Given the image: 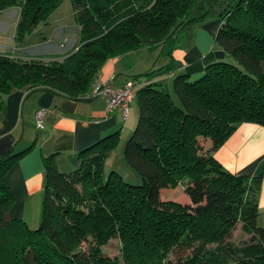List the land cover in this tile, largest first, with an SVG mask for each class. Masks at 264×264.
I'll return each instance as SVG.
<instances>
[{
  "label": "trees",
  "instance_id": "16d2710c",
  "mask_svg": "<svg viewBox=\"0 0 264 264\" xmlns=\"http://www.w3.org/2000/svg\"><path fill=\"white\" fill-rule=\"evenodd\" d=\"M61 1L0 0V12L19 9L13 37L23 45ZM71 1L79 43L63 58L0 52V110L15 89L81 97L109 57L172 43L206 16L221 20L213 44L234 61L208 63L194 79L176 75L173 96L154 83L136 89L138 119L121 157L139 183L115 168L105 170L118 132L82 150L69 172L58 170L54 154L45 156L35 228L9 214L13 195L5 182L32 145L1 157L0 264H264V226L256 222L264 165L253 176L235 174L213 156L239 124L264 125V0ZM178 184L189 202L160 197ZM237 224L247 238L234 243L228 238ZM112 238L120 247L109 257L102 247Z\"/></svg>",
  "mask_w": 264,
  "mask_h": 264
},
{
  "label": "crops",
  "instance_id": "0c3cea01",
  "mask_svg": "<svg viewBox=\"0 0 264 264\" xmlns=\"http://www.w3.org/2000/svg\"><path fill=\"white\" fill-rule=\"evenodd\" d=\"M220 23L216 15L206 16L190 28L183 29L172 43L145 44L109 57L102 63L98 74L102 78L112 76L111 85L116 88L139 75L135 77L136 89L143 84L154 83L170 91L176 75L186 73L189 78L198 77L208 63L225 59L226 53L213 44ZM182 37L184 41H181ZM0 43L6 45L1 38ZM157 46L160 49L156 55L146 58L139 54L145 47L155 49ZM260 67L264 71V59L260 61ZM148 70L155 71L148 76L142 75ZM105 107L102 97L70 98L47 89L29 92L15 89L5 95L0 110V158L32 145L6 173L5 182L13 195L9 207L11 216L21 218L31 228L39 224L44 157L49 154H54L58 170L69 172L77 167L82 150L102 137L118 132L119 141L107 154L104 167L105 170L120 169L124 143L137 123L138 105L134 98L128 105L126 116L119 107L109 112ZM39 108L47 110L41 126H37L35 121V112ZM213 156L232 173L249 176L259 173L264 165V125L252 122L239 124ZM257 206L256 222L264 226V173Z\"/></svg>",
  "mask_w": 264,
  "mask_h": 264
},
{
  "label": "rangeland",
  "instance_id": "374dc122",
  "mask_svg": "<svg viewBox=\"0 0 264 264\" xmlns=\"http://www.w3.org/2000/svg\"><path fill=\"white\" fill-rule=\"evenodd\" d=\"M18 18L19 9L17 7H9L0 12V38L6 43V45L0 43L1 52L3 51L9 55H15L22 58L26 56L28 58H41L42 60L61 59L79 43L78 25L75 21L74 6L71 0H62L46 20L39 21L35 27L26 34L23 40V47L22 45H19L13 37ZM187 37L188 36L185 38ZM181 41H184V37L181 38ZM19 46H21V48H19ZM153 49L154 48L151 47H145L139 54H141V57L148 58L151 57V55H156L160 47L157 46L154 50ZM224 60L234 61L227 56ZM195 77L191 78L194 79ZM165 90H167V88H165ZM168 92L172 96L174 95L173 89ZM173 98L176 100L175 96ZM107 164L109 165V161H107ZM121 164L119 171L123 178L135 184L139 183L140 179L137 173L131 171L124 162L121 161ZM160 197L165 200L171 199L181 203L189 202V198L184 193L181 184H178L175 188L165 189V191L160 193ZM246 238L247 234L243 233L240 224H237L228 239L234 243H239ZM119 247V240L117 238H112L102 248L105 255L114 257L119 252ZM82 248H86V243H82ZM185 253L186 251L183 250L175 252L170 258L174 260L175 257Z\"/></svg>",
  "mask_w": 264,
  "mask_h": 264
},
{
  "label": "built area",
  "instance_id": "2783aa9c",
  "mask_svg": "<svg viewBox=\"0 0 264 264\" xmlns=\"http://www.w3.org/2000/svg\"><path fill=\"white\" fill-rule=\"evenodd\" d=\"M1 52V50H0ZM3 52V51H2ZM112 76L102 78L100 74H96L90 84L89 89L82 94V98L102 97L105 99V111L109 112L113 108L119 107L126 116L128 113V105L135 98L137 81L133 78L128 79L121 87H113L111 85ZM46 108H39L35 112V121L37 126H41Z\"/></svg>",
  "mask_w": 264,
  "mask_h": 264
},
{
  "label": "water",
  "instance_id": "95a60500",
  "mask_svg": "<svg viewBox=\"0 0 264 264\" xmlns=\"http://www.w3.org/2000/svg\"><path fill=\"white\" fill-rule=\"evenodd\" d=\"M220 13H221V11L218 12V14H220ZM39 225H40V224H39Z\"/></svg>",
  "mask_w": 264,
  "mask_h": 264
}]
</instances>
